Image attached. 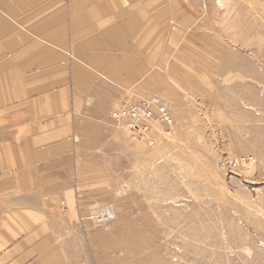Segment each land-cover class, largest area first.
<instances>
[{
  "label": "rangeland",
  "instance_id": "obj_1",
  "mask_svg": "<svg viewBox=\"0 0 264 264\" xmlns=\"http://www.w3.org/2000/svg\"><path fill=\"white\" fill-rule=\"evenodd\" d=\"M184 1L189 28L142 57L159 68L145 72L156 95L110 89L80 114L77 195L56 229L67 264H264V0ZM148 97L169 126L113 118ZM15 100L6 119L42 109Z\"/></svg>",
  "mask_w": 264,
  "mask_h": 264
},
{
  "label": "crops",
  "instance_id": "obj_2",
  "mask_svg": "<svg viewBox=\"0 0 264 264\" xmlns=\"http://www.w3.org/2000/svg\"><path fill=\"white\" fill-rule=\"evenodd\" d=\"M186 2L0 0V264H67L56 229L60 202L77 195L80 114L113 99L110 89L156 95L145 72L159 68L142 57L164 56L189 28L196 13L182 10ZM6 99L42 109L6 119Z\"/></svg>",
  "mask_w": 264,
  "mask_h": 264
},
{
  "label": "built area",
  "instance_id": "obj_3",
  "mask_svg": "<svg viewBox=\"0 0 264 264\" xmlns=\"http://www.w3.org/2000/svg\"><path fill=\"white\" fill-rule=\"evenodd\" d=\"M142 100H144L142 103H124L119 107L118 111L114 113L113 118L121 120V122L129 128H137L139 125L147 122V120H154L156 117L162 121L163 124L169 126L168 124L171 123V119L169 115L166 114L167 110L161 98L148 97L142 98ZM144 127L141 126L139 128Z\"/></svg>",
  "mask_w": 264,
  "mask_h": 264
},
{
  "label": "bare ground",
  "instance_id": "obj_4",
  "mask_svg": "<svg viewBox=\"0 0 264 264\" xmlns=\"http://www.w3.org/2000/svg\"><path fill=\"white\" fill-rule=\"evenodd\" d=\"M170 128V127H169Z\"/></svg>",
  "mask_w": 264,
  "mask_h": 264
}]
</instances>
